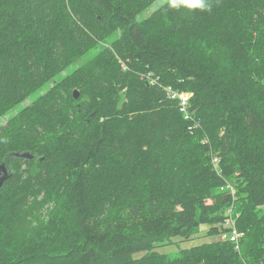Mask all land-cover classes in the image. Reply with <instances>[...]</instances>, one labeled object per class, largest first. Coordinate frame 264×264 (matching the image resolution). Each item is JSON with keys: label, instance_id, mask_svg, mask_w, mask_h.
<instances>
[{"label": "trees", "instance_id": "obj_1", "mask_svg": "<svg viewBox=\"0 0 264 264\" xmlns=\"http://www.w3.org/2000/svg\"><path fill=\"white\" fill-rule=\"evenodd\" d=\"M155 1L0 0V264H264V0Z\"/></svg>", "mask_w": 264, "mask_h": 264}, {"label": "rangeland", "instance_id": "obj_2", "mask_svg": "<svg viewBox=\"0 0 264 264\" xmlns=\"http://www.w3.org/2000/svg\"><path fill=\"white\" fill-rule=\"evenodd\" d=\"M168 0H157L155 1L151 7L149 8V10L147 12H142L141 14H139L138 19L144 18L145 16H147L152 10L156 9L158 6H160L161 4L165 3ZM97 48L92 49L90 51V56H92L94 53H96ZM89 54L81 57V59L76 60L74 63L71 64V66L60 76H58L56 79H60L63 75H65L66 73L71 72L73 69H75L76 67L82 65L83 63H85L88 58ZM48 86H43L38 92H35L33 94H31L27 99H25V101H23L21 104L15 106L13 108V110H11L10 112H8L6 115H4L3 117L0 118V126H3L6 121L8 120V118H10L14 113H16L17 111H19L22 107H24L25 105L29 104L32 100H34L36 97H38L41 93H44V91L47 89ZM205 241H209L208 239H204L203 241H198V239H194L191 240V243L188 242H181L179 244L177 243H173L171 245H167L164 247H160L157 248V251L161 252V253H169V257L174 256L178 250L180 248H184V247H189L191 245H197L200 244L202 242ZM193 243V244H192Z\"/></svg>", "mask_w": 264, "mask_h": 264}, {"label": "bare ground", "instance_id": "obj_3", "mask_svg": "<svg viewBox=\"0 0 264 264\" xmlns=\"http://www.w3.org/2000/svg\"><path fill=\"white\" fill-rule=\"evenodd\" d=\"M164 91L165 93L167 94V97L170 99V100H174L176 101L177 103V106L179 108V111L182 113L184 119H188L189 118V115H188V103H187V107L185 109V111H181V105L185 102V95L183 93V91H179V90H175L174 88H172L171 86H165L164 87ZM78 97V96H77ZM75 97V98H77ZM189 102V101H188ZM187 116V117H186ZM27 152H16L14 153V156L15 157H25L27 158V155H26ZM215 166V168L217 167V161H218V158L214 157L212 160H211ZM218 173L220 172L219 170H217ZM225 187L227 189H229L232 193L234 192V188H233V185L231 183H226ZM223 189V187L221 188ZM234 196V195H233ZM236 207V206H235ZM226 218H230L232 219V223H233V226H230V231L227 232L228 236L226 233L222 234L220 236L221 239H227L231 242H233L235 244V247L236 249L239 248V240H238V234H237V230L235 228V222H234V218L229 214V215H226L224 220H223V224H225V219ZM237 219V218H236ZM234 228V229H232ZM184 240V239H183Z\"/></svg>", "mask_w": 264, "mask_h": 264}, {"label": "clouds", "instance_id": "obj_4", "mask_svg": "<svg viewBox=\"0 0 264 264\" xmlns=\"http://www.w3.org/2000/svg\"><path fill=\"white\" fill-rule=\"evenodd\" d=\"M172 7H178L179 5H185L189 9H200L207 10L210 5L207 3V0H170Z\"/></svg>", "mask_w": 264, "mask_h": 264}, {"label": "water", "instance_id": "obj_5", "mask_svg": "<svg viewBox=\"0 0 264 264\" xmlns=\"http://www.w3.org/2000/svg\"><path fill=\"white\" fill-rule=\"evenodd\" d=\"M77 96H78V93L74 95V97H77ZM11 155H13V153ZM26 155L27 157H31V154L28 152L26 153ZM8 176H9V171H7L4 164H0V186L8 178Z\"/></svg>", "mask_w": 264, "mask_h": 264}, {"label": "built area", "instance_id": "obj_6", "mask_svg": "<svg viewBox=\"0 0 264 264\" xmlns=\"http://www.w3.org/2000/svg\"><path fill=\"white\" fill-rule=\"evenodd\" d=\"M184 93V95H185V102L181 105V111H185V109H186V107H187V103H188V101H189V98H190V94H188V93H185V92H183ZM187 117V116H186ZM226 215H229V211L227 210L226 211ZM225 224H226V226H233V223H232V219H230V218H226L225 219ZM232 229H234V228H232ZM227 234V233H226ZM227 236H228V234H227Z\"/></svg>", "mask_w": 264, "mask_h": 264}]
</instances>
